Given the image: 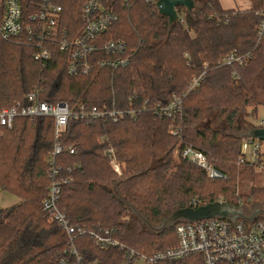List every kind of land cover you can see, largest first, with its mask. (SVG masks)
Instances as JSON below:
<instances>
[{
    "label": "trees",
    "instance_id": "1",
    "mask_svg": "<svg viewBox=\"0 0 264 264\" xmlns=\"http://www.w3.org/2000/svg\"><path fill=\"white\" fill-rule=\"evenodd\" d=\"M193 1L191 14L176 8L178 19L168 28L167 18L153 6L107 0L117 19L101 41L124 42L130 62L124 69H94L87 76H69L67 55L52 44H46L44 65L34 60L32 31L24 29L12 40L0 37V108L26 104V96L36 91L40 101L65 102L73 110L83 104L135 112L118 122L67 124L60 140L74 154L56 160L64 181L58 208L72 226L111 230L119 242L145 254L174 246V229L182 221L156 233L130 207L158 226L177 209L219 200L235 207L264 201L252 168L236 166L244 134L254 128L250 121L264 110V32L258 36L264 0H247L244 11L224 10L219 0ZM83 2L57 1L72 38L82 29ZM36 3L22 0L24 14ZM229 54L243 57V64L224 65ZM98 57L107 59L102 53ZM202 74L187 93L191 80ZM175 97H183L179 115L166 119L154 113ZM207 120L227 130L204 127ZM52 132L50 118H16L10 129L0 128V191L16 201L0 208V264H57L68 247L65 232L41 204L50 185ZM184 146L204 153L222 178H210L177 156ZM74 246L86 263L114 262L113 251L97 249L87 237L77 238Z\"/></svg>",
    "mask_w": 264,
    "mask_h": 264
},
{
    "label": "built area",
    "instance_id": "2",
    "mask_svg": "<svg viewBox=\"0 0 264 264\" xmlns=\"http://www.w3.org/2000/svg\"><path fill=\"white\" fill-rule=\"evenodd\" d=\"M58 0H38L33 12L24 14L22 0H0L2 17L0 20V37L12 40L22 30L33 32L37 37V51L33 59L40 64L49 58L46 44L56 46L60 53L68 58L67 73L69 76H87L94 69H124L129 65L126 45L122 41L103 43L101 35L115 22V13L107 7V0H84L81 9L82 29L74 38L70 30L63 26V8ZM141 1L156 9L157 0ZM157 10V9H156ZM258 36L264 32V10L260 12ZM107 59L100 60L99 54ZM243 57L229 54L222 59L224 65L238 63L242 65ZM202 75L193 78L187 87V93L195 89ZM27 103H17L9 108H0V128L10 129L16 118L30 121L37 118L53 120V145L47 158L49 181L46 196L41 204L50 219L60 227L67 236V249L57 264H90L86 263L74 246L77 238L87 237L99 250L113 251V264H264V217L262 214L236 221L211 218L197 222L182 221L174 229L176 244L167 249L145 254L121 242L108 229L72 226L65 213L58 208L60 185L64 181L58 178L60 168L57 158L63 153L74 154L72 147L61 143V135L67 124L80 120L87 124L94 121L118 122L124 116H132V110H100L80 104L71 109L65 102L54 104L40 101L38 93L26 96ZM183 97H175L165 106H156L154 113L162 118L172 119L181 112ZM247 141V147L243 144ZM241 155L237 163L242 166L258 168L264 174V141L244 138L240 148ZM108 158L110 152L105 153ZM177 156L207 171L210 178H215V170L209 164L204 153L191 146H184L175 152ZM111 166L120 175L119 166L111 161ZM220 201V200H219ZM196 207V206H194ZM262 211V210H261Z\"/></svg>",
    "mask_w": 264,
    "mask_h": 264
},
{
    "label": "water",
    "instance_id": "3",
    "mask_svg": "<svg viewBox=\"0 0 264 264\" xmlns=\"http://www.w3.org/2000/svg\"><path fill=\"white\" fill-rule=\"evenodd\" d=\"M177 7H183L189 14L192 13L195 8L193 0H157L156 9L159 15L167 18L168 28L172 26L178 19L176 12ZM246 137L251 139H257L264 141V126L254 127L246 133ZM215 178H222V175L215 171ZM130 210L144 223V225L151 231L160 233L164 231L168 226H172L179 221L197 222L200 220L220 218L227 221H236L238 218H246L243 208L232 206L226 202L216 201L206 205H199L196 207H186L183 209H177L172 212L168 217L163 219L158 226H153L149 222L138 214L133 208ZM262 214L264 217V211L257 210L253 212L248 219H252L254 216Z\"/></svg>",
    "mask_w": 264,
    "mask_h": 264
},
{
    "label": "rangeland",
    "instance_id": "4",
    "mask_svg": "<svg viewBox=\"0 0 264 264\" xmlns=\"http://www.w3.org/2000/svg\"><path fill=\"white\" fill-rule=\"evenodd\" d=\"M242 1H243V3H246L247 6L249 5V3L247 2V0H242ZM235 10L244 11L245 9H243V7H241L237 3ZM262 120H264V110L262 108H259L256 119H253L250 122H251V124L253 126H258ZM203 126L204 127L211 126V127L215 128L216 130L222 131V132H225L227 130V128L225 126H223V125H216V124H214V123H212L211 121H208V120L206 122H204V125ZM246 133L244 134V138H246ZM243 144H244L245 149H246V147L248 145L247 144V141H244ZM236 166L239 167V166H242V165H239L237 163ZM249 168H252V167H249ZM252 170H253V172L255 174V176H254L255 178H254V182H253L254 185H255V187H257V188H264V174L260 170H258V168L253 167ZM0 195H1L0 196V208L10 207V204L12 202V199H15V198H13V197H11V196H9L7 194H1L0 193ZM242 207L244 209H246V211H249L252 208H259L260 210H264V201L261 202V203H257V204L254 203V202H252V201L249 202V203L246 202V204H243Z\"/></svg>",
    "mask_w": 264,
    "mask_h": 264
},
{
    "label": "crops",
    "instance_id": "5",
    "mask_svg": "<svg viewBox=\"0 0 264 264\" xmlns=\"http://www.w3.org/2000/svg\"><path fill=\"white\" fill-rule=\"evenodd\" d=\"M220 2V5L221 7L224 9V10H230V9H236V5L237 3L243 7V9H248L249 8V5L247 6L246 3H243L242 0H219ZM1 194H4L2 192H0ZM1 196V195H0ZM15 200L12 199V202L10 204V206L14 205L15 204ZM8 208V207H6Z\"/></svg>",
    "mask_w": 264,
    "mask_h": 264
},
{
    "label": "flooded vegetation",
    "instance_id": "6",
    "mask_svg": "<svg viewBox=\"0 0 264 264\" xmlns=\"http://www.w3.org/2000/svg\"><path fill=\"white\" fill-rule=\"evenodd\" d=\"M263 126H264V120H262L258 126H253V127H263ZM241 208H243V207H241ZM243 210H244V213L248 215V214H251V213H253L257 210H260V209L259 208H252L249 211H246V209L243 208ZM262 211H264V210H262Z\"/></svg>",
    "mask_w": 264,
    "mask_h": 264
}]
</instances>
